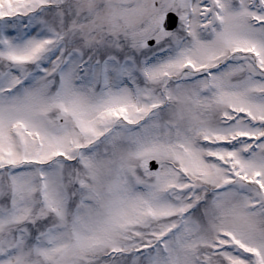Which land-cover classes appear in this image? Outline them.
Returning a JSON list of instances; mask_svg holds the SVG:
<instances>
[{
  "label": "snow or ice",
  "instance_id": "1",
  "mask_svg": "<svg viewBox=\"0 0 264 264\" xmlns=\"http://www.w3.org/2000/svg\"><path fill=\"white\" fill-rule=\"evenodd\" d=\"M0 264H264V0H0Z\"/></svg>",
  "mask_w": 264,
  "mask_h": 264
}]
</instances>
